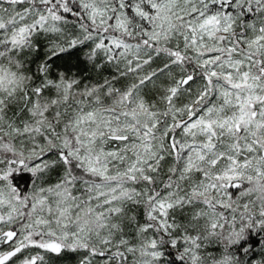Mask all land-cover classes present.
<instances>
[{
	"label": "snow or ice",
	"instance_id": "6c2138e0",
	"mask_svg": "<svg viewBox=\"0 0 264 264\" xmlns=\"http://www.w3.org/2000/svg\"><path fill=\"white\" fill-rule=\"evenodd\" d=\"M0 264H264V0H0Z\"/></svg>",
	"mask_w": 264,
	"mask_h": 264
}]
</instances>
